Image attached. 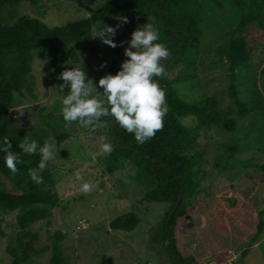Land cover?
<instances>
[{
  "label": "rangeland",
  "instance_id": "rangeland-1",
  "mask_svg": "<svg viewBox=\"0 0 264 264\" xmlns=\"http://www.w3.org/2000/svg\"><path fill=\"white\" fill-rule=\"evenodd\" d=\"M101 1L38 0L36 4L26 1L5 4L0 13V24H10L18 16L26 15L51 27L61 26L70 20L87 17ZM200 10L201 51L196 64L192 70L180 63L171 65L168 78L184 73L192 75L191 79L174 84L179 96L188 102L214 96L221 111L232 116L237 127L234 132L220 128L198 130L196 151L202 156L200 191L192 198L191 221L186 225L189 229L186 248L205 264H264V227L256 242L250 241L257 221L256 212L264 209V170L239 164L264 165V76L260 73L264 67V0H257L258 18L242 32L250 50V61L236 69L240 99L250 100L257 92L262 109L244 116L230 110L228 64L224 56L219 57L226 51V38L237 29L242 10L231 0H200ZM144 23L145 20L138 18L126 19V22L100 21L93 25L94 35L105 24L113 26L115 36L112 39L120 50H124L130 33ZM94 39L100 54L93 60L82 59L54 68L33 58L31 85L34 98L25 93L17 98L10 110L23 129V136L30 139H40L43 143L45 139L51 140L54 131L66 133L64 139L55 143L57 149L48 161L52 183L45 185L57 194L58 202L51 208L49 218L33 225L32 230L38 234V253L26 264H49L55 242L67 258V264H171L160 243L152 239L168 204L144 200L149 186L139 181L131 163L122 161L114 172H105L104 154L98 152L99 145L104 142L100 137H106L104 121L94 131L76 122L63 129L65 122L59 111L60 98L61 92L66 93L68 89L67 86L63 90L58 88L62 83L58 73L75 64L83 67L96 84L106 74L107 58L114 47L103 43L99 36ZM97 90L102 92V86ZM37 107L46 109L45 123L41 121ZM183 123L195 128L192 117H187ZM230 145L238 147L234 156L237 165L223 171L214 170V164L226 157ZM77 170L79 180L75 176ZM83 182L90 186L86 192L80 188ZM0 189L17 192L14 184L1 176ZM229 198L236 205L224 211L227 230L220 231L211 221L210 214ZM129 211L140 217L133 231L109 228L112 218ZM16 230L13 213L0 211V264L10 263L6 246L13 241ZM245 249L248 252L242 257Z\"/></svg>",
  "mask_w": 264,
  "mask_h": 264
},
{
  "label": "trees",
  "instance_id": "trees-1",
  "mask_svg": "<svg viewBox=\"0 0 264 264\" xmlns=\"http://www.w3.org/2000/svg\"><path fill=\"white\" fill-rule=\"evenodd\" d=\"M21 1L36 4L38 0H0V13L5 4H17ZM231 1L242 10L241 19L237 29L226 38V51L219 54V57L224 56L228 64L227 95L231 102L230 110L238 116H244L262 109L257 92L250 100L240 99L236 71L238 67L248 64L251 58L242 32L250 22L258 18L257 0ZM120 17L149 21L158 28L159 40L165 44L169 55L161 61L164 74L154 79L165 91L168 110L163 119V127L143 143H137L133 134L113 122L111 117H100L107 129L106 137L112 144V151L102 157L105 172H114L122 161L131 163L139 181L149 186L144 193V200L168 204V210L152 239L160 243L171 264H205L186 248L189 239L186 225L191 221L192 198L200 191L199 165L202 156L196 151L198 130L220 128L234 132L237 122L221 111L214 96L191 102L179 96L174 84L191 79L192 75L189 73L168 78L171 65L180 63L192 70L200 55V0H102L87 17L70 20L61 26L51 27L26 15L18 16L10 24H0V137L8 136L10 150L21 151L17 142L24 137V132L10 110L17 98L25 93L34 98L31 85L33 58L36 57L54 68L62 67L68 62L96 59L100 48L94 39L93 25L100 21L122 20ZM262 25L264 27V23ZM124 59V50L116 45L107 58L106 73L115 74ZM260 73L264 76V67ZM37 111L41 121L45 123L48 118L46 109L37 107ZM187 117L194 119L195 128L183 123ZM65 137V131H54L51 139L58 143ZM37 142L42 144L40 139ZM237 151V145H230L226 157L214 164V170L223 171L237 165L234 159ZM3 156L4 152L0 151V176L17 188V192L0 189V211L13 213L17 227L14 239L6 246V251L10 256L9 264H26L38 253V234L32 227L49 218L51 208L58 202V196L51 187H45L52 183L49 162L43 170H37L42 177L39 184L29 179L27 170L36 167L38 153L21 152V163L17 165L15 173H10L4 167ZM239 164L264 170L262 164ZM235 205L230 198L226 199L210 214L211 221L218 230H227L224 211ZM263 216L264 209L256 212L257 221L250 238L251 243L256 242L264 227ZM139 222V215L129 211L112 218L108 225L114 231L130 232ZM247 252V249L243 250L241 256H245ZM49 264H67V258L56 242L52 245Z\"/></svg>",
  "mask_w": 264,
  "mask_h": 264
},
{
  "label": "clouds",
  "instance_id": "clouds-1",
  "mask_svg": "<svg viewBox=\"0 0 264 264\" xmlns=\"http://www.w3.org/2000/svg\"><path fill=\"white\" fill-rule=\"evenodd\" d=\"M126 22V17H120ZM94 36L101 41L115 47V28L109 25L100 27ZM169 55L165 44L159 40V30L152 22H146L136 27L130 33L127 47L124 48L126 59L121 61L120 68L115 72L106 73L96 84L87 76L83 67L73 65L58 73L62 81L58 88L67 92L60 98V113L68 127L71 122L94 131L103 124L100 117H111L126 132L132 133L137 143L155 135L163 127V119L168 110L165 91L154 77L164 74L162 59ZM102 86V92L98 91ZM95 92V94H93ZM104 141L99 145L98 152L107 154L112 151V144L108 138L101 136ZM21 151H13L8 136L0 137V151L4 152L3 164L10 173L17 171L21 163L20 153H38L39 160L36 167L27 170L29 179L39 184L42 177L37 170H43L49 160L53 158L57 149L55 139H45L38 144L36 139L25 135L18 142ZM76 179L80 173L75 172ZM89 184L83 182L81 190L88 191Z\"/></svg>",
  "mask_w": 264,
  "mask_h": 264
}]
</instances>
